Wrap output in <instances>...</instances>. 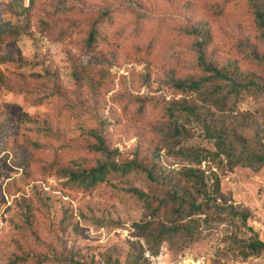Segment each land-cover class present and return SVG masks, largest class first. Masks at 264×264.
<instances>
[{"label":"rangeland","instance_id":"obj_1","mask_svg":"<svg viewBox=\"0 0 264 264\" xmlns=\"http://www.w3.org/2000/svg\"><path fill=\"white\" fill-rule=\"evenodd\" d=\"M225 1L0 0V20L24 29L0 45V264L29 253L41 260L72 253L92 264H124L141 246L149 249L133 233L132 224L146 214L133 190L158 199L186 191L182 176L190 169L203 172L209 192L218 179L224 200L249 208L248 224L264 241V168L229 170L217 159L198 164L173 153L215 150L209 124L238 133L250 152L264 155V93L247 95L232 111L206 106L200 119L186 113L138 122L131 117L144 97L199 104L198 95L177 94L173 86L202 73L196 39L179 36L178 28L207 30V59L264 88V33L252 22L253 3L239 0L226 6L227 14L218 13ZM121 4L151 16L135 28L125 24L133 20L127 15L96 51H80L78 26L90 18L82 12ZM78 65L92 72L83 88L74 73ZM102 124L116 162L135 161L151 175L120 170L93 191L72 185L73 173L106 159L77 149L94 143ZM195 223L193 236L163 242L167 264H264V254L238 255L231 242L245 231L238 219L199 215Z\"/></svg>","mask_w":264,"mask_h":264},{"label":"trees","instance_id":"obj_2","mask_svg":"<svg viewBox=\"0 0 264 264\" xmlns=\"http://www.w3.org/2000/svg\"><path fill=\"white\" fill-rule=\"evenodd\" d=\"M239 0H226L219 8L218 13L227 14L226 6ZM253 3L251 18L254 26L264 33V0H248ZM90 18L83 23L81 32L84 35L82 42L83 53L96 51L102 42H104L111 28L117 21H123L127 15L133 16V20H128L125 24L139 25L148 21L151 16L146 12L137 9L129 4H121L117 7H99L94 10H84L82 12ZM86 25L85 31H83ZM21 30L19 22H13L11 19L0 20V45L5 41L16 38ZM181 37H192L196 39L195 53L197 54V65L201 68V74L197 77L178 78L173 86L177 94H196L199 96V104L187 103L181 99L172 100L170 103H163L159 97L142 98L135 104V110L131 117L133 121H145L158 115L168 118H177L182 113L200 119L204 107L215 108L217 111H232L237 104L247 95L264 93L261 82L254 79L241 78L237 69L228 66H220L207 59V51L212 43L210 34L207 30L199 27L178 28L176 30ZM153 44V38L150 40L147 48ZM74 73L77 83L82 88L85 81H89L92 72L84 65L74 66ZM102 130L94 132L92 137L94 143L87 146H78V150L86 151L91 155L105 157L104 161H95L89 169L78 173H73L70 177L72 185L80 187L85 191H93L103 185L111 172L143 169L151 175L148 166H142L135 161H129L123 165L116 162L114 157V148L104 134L107 129L102 124ZM208 136L213 140L215 150L197 151L193 149H178L173 153L182 155L198 164L211 160H219L221 165L232 170L238 165L249 167L255 171L264 168V155L253 153L248 150L243 136L229 134L220 126L218 128L206 126ZM183 179L190 185L186 191L168 192L163 198L158 199L149 193L138 189L133 190L138 198L142 199L146 205V214L143 220L134 222L132 227L135 236L145 239L149 249L141 248L135 256L124 264H151L146 258L145 252L149 250L157 254L163 242L172 236L180 235L185 239L193 236L198 230L196 228L195 218L199 215L209 216L211 214L218 216H228L232 219H238L241 227L244 228L242 235L235 234L231 238L232 244L242 258H248L254 255L264 254V241L260 238L257 231L248 224L251 211L247 207L237 206L232 202L222 198L220 183L216 179L212 185V192H209L205 184L204 174L200 170L190 169L183 172ZM195 190V193L193 190ZM8 264H92L77 259L72 253L66 257L56 256L51 259L41 260L38 257L31 258L29 254L14 255ZM112 264H121L119 259H115Z\"/></svg>","mask_w":264,"mask_h":264},{"label":"built area","instance_id":"obj_3","mask_svg":"<svg viewBox=\"0 0 264 264\" xmlns=\"http://www.w3.org/2000/svg\"><path fill=\"white\" fill-rule=\"evenodd\" d=\"M145 256L150 260L151 264H167L165 261V250L161 247L157 254L151 253L149 250L145 252Z\"/></svg>","mask_w":264,"mask_h":264}]
</instances>
